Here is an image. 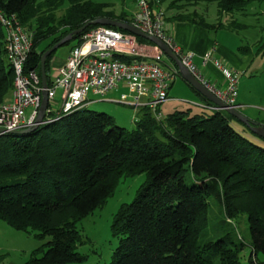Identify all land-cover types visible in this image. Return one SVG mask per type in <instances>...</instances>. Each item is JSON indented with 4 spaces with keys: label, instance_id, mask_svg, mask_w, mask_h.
I'll return each instance as SVG.
<instances>
[{
    "label": "trees",
    "instance_id": "trees-1",
    "mask_svg": "<svg viewBox=\"0 0 264 264\" xmlns=\"http://www.w3.org/2000/svg\"><path fill=\"white\" fill-rule=\"evenodd\" d=\"M202 1L217 2L221 17L225 12L242 11L252 0L150 3L161 8L166 5L165 19L232 29L244 24L237 18L208 22L198 6ZM107 6L92 0H0V12L15 14L32 32L26 68H35L40 76L43 52L88 20L100 16L132 20L133 14ZM98 25H88L65 44L73 40V46L79 44L82 35ZM56 50L46 59L50 83ZM14 76L0 18V103L11 95ZM187 83L205 104L214 103ZM202 108L194 113L190 108L176 109L159 120L144 106L136 125L129 128L116 123L110 113L85 105L27 132L1 133L0 219L48 237L43 253H35L25 264L84 260L86 255L77 250L83 236L78 221L101 206L122 177L140 172H146V181L135 198L122 203L114 214L111 228L119 243L108 264H244L242 250L247 243L231 232L204 242L200 239L209 223L212 196L224 205L229 218L225 221L240 212L248 213L249 259L264 264L254 258L264 252V137L246 123L249 134L237 129L233 120L238 118L225 108ZM188 170L197 176L191 183L186 180Z\"/></svg>",
    "mask_w": 264,
    "mask_h": 264
},
{
    "label": "built area",
    "instance_id": "built-area-1",
    "mask_svg": "<svg viewBox=\"0 0 264 264\" xmlns=\"http://www.w3.org/2000/svg\"><path fill=\"white\" fill-rule=\"evenodd\" d=\"M0 18L6 28L7 58L15 73L11 96L0 103V128H3V132L31 128L37 124L43 90L38 71L26 68L33 34L23 27L15 14L9 16L0 12ZM130 22L164 40L182 63L228 105L235 108L240 106L237 102L239 71L207 52L204 61L211 60L227 80L223 87L211 82L195 62L194 51L184 49L169 34L163 8L152 6L150 0H137ZM149 41L140 40L139 35L131 31L104 24L85 32L82 41L71 49L64 64L57 68L48 84V106L43 122L85 106L92 101L90 91L105 95L121 81L127 84L129 92L122 93L119 102L135 109L148 106L157 119H164L161 105L169 99L170 84L180 71L173 61H166L165 56L168 55L159 45ZM122 55L132 56V59H123ZM58 88L62 90L59 100L56 98ZM201 105L223 108L216 103Z\"/></svg>",
    "mask_w": 264,
    "mask_h": 264
},
{
    "label": "rangeland",
    "instance_id": "rangeland-1",
    "mask_svg": "<svg viewBox=\"0 0 264 264\" xmlns=\"http://www.w3.org/2000/svg\"><path fill=\"white\" fill-rule=\"evenodd\" d=\"M92 1L106 3L108 5L107 9L118 13L128 12V14H132L137 5V0ZM66 5L67 3L61 6L58 11L64 10ZM162 6L166 8L165 4ZM198 6L201 11L205 12V17L210 23H216L219 18L224 22H229L233 18H237L239 21L246 23L247 27L240 29V36L245 40V43L248 40L253 41V39L262 38L264 40V4L259 0H252L242 11H236L234 14L225 12L221 17L218 15L217 2L202 1ZM167 19L170 23L174 21L171 18ZM74 43L75 40L59 46L55 51V55H67L70 47ZM165 59L167 62H172L168 56H165ZM179 78L182 77L180 76ZM61 92L62 90L60 88L56 91V98L58 100L61 99ZM122 93H128L122 86L113 88L105 95L90 91L89 97L94 98L95 101L89 103L88 107L99 111H106L115 117L116 123L132 128L136 125L135 116L137 112L133 106L118 101ZM200 104V102L186 101L183 105L184 107L179 109L190 108L191 112L194 113L203 109ZM161 111L164 113L162 109ZM165 113L168 115L167 113L169 112L166 111ZM238 122V119H234V126L244 133L249 134L247 129L243 130L238 127ZM196 178L197 176L191 170L186 172L187 182L191 183ZM146 179V172L122 177L107 200L93 212L78 221V226L83 236L77 250L85 254L86 258L82 261H74L67 264H108L112 260L114 250L119 243V236L111 228L114 214L122 203L130 202L135 198L138 189ZM225 219L229 218L225 212L224 205L218 197L212 196L210 199L209 223L200 237L201 241L216 239L226 232H231L235 239L241 238L247 243L246 247L242 250L243 263L256 264L249 259L252 237L248 213L240 212L234 215L229 221H225ZM47 239L48 237H39L25 230L17 229L11 226L6 220L0 219V264H25L35 253L37 255L43 253ZM254 258L264 262V252L259 251Z\"/></svg>",
    "mask_w": 264,
    "mask_h": 264
},
{
    "label": "crops",
    "instance_id": "crops-1",
    "mask_svg": "<svg viewBox=\"0 0 264 264\" xmlns=\"http://www.w3.org/2000/svg\"><path fill=\"white\" fill-rule=\"evenodd\" d=\"M166 22L169 34L176 42L184 49L194 51L195 62L211 82L223 87L227 80L223 72L211 60L204 61L207 52H211L223 63L239 71L237 102L240 106L238 109L251 120L264 124V40L262 38L253 39V41L248 40L245 43V40L240 36V29L247 27L244 22L243 25L236 24V28L233 29L225 26H205L186 19L174 20L170 23L166 18ZM73 47V45L70 47L65 56H58L54 53L51 58V76L59 66L64 64ZM180 76L182 78H179ZM187 82L182 75H178L172 80L169 87V99L161 105L164 116H166V111L170 113L183 108L186 101L200 102L201 104L205 102L203 97L200 98L201 95ZM120 86L129 92L125 82H119L117 88ZM93 101H95L94 98L89 103ZM89 103L87 102L86 106ZM142 108L136 109L135 118H140ZM238 121V127L245 130V122L239 118Z\"/></svg>",
    "mask_w": 264,
    "mask_h": 264
},
{
    "label": "water",
    "instance_id": "water-1",
    "mask_svg": "<svg viewBox=\"0 0 264 264\" xmlns=\"http://www.w3.org/2000/svg\"><path fill=\"white\" fill-rule=\"evenodd\" d=\"M91 24H104V25H112L116 26L118 28H122L128 31H131L141 37H144L157 45H159L164 52L172 58L180 71V74L188 81L190 82L195 88H197L203 95H205L208 99H210L212 102L222 106L230 113L234 114L237 118L245 122L250 128L256 132L258 135L264 137V124L260 122H256L251 120L248 116H246L243 112H241L238 108H235L233 106L228 105L224 100H222L220 97H218L216 94H214L210 89H208L181 61L180 57L176 54L175 51L161 38H158L156 36L150 35L134 24H132L129 21L120 20L117 18H111L107 16H100L96 17L94 19L88 20L85 24L82 26L70 31L68 34H66L64 37H62L59 41L54 43L51 47L46 49L42 56H41V78H42V102L40 106V110L37 116V124L34 127H37L39 124H41L44 120L45 114H46V108L48 106V76H47V69H46V59L47 56L50 55L54 50H56L59 46L69 42L70 40L74 39L76 34L81 33L88 25ZM31 128L26 129H14L10 130L8 132L12 133H22L27 132L31 130ZM3 133V128H0V134Z\"/></svg>",
    "mask_w": 264,
    "mask_h": 264
}]
</instances>
